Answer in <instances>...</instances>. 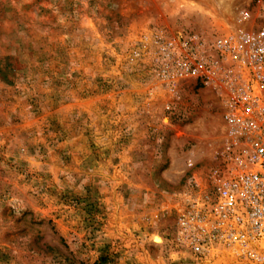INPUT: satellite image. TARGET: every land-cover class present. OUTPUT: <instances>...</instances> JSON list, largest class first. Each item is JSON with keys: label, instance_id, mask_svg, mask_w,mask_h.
<instances>
[{"label": "rangeland", "instance_id": "rangeland-1", "mask_svg": "<svg viewBox=\"0 0 264 264\" xmlns=\"http://www.w3.org/2000/svg\"><path fill=\"white\" fill-rule=\"evenodd\" d=\"M259 6L0 0V264H187L171 207L216 164L219 110L187 89L162 120L151 35Z\"/></svg>", "mask_w": 264, "mask_h": 264}, {"label": "built area", "instance_id": "built-area-1", "mask_svg": "<svg viewBox=\"0 0 264 264\" xmlns=\"http://www.w3.org/2000/svg\"><path fill=\"white\" fill-rule=\"evenodd\" d=\"M259 3L261 24L241 9L211 13L206 30L151 35L152 96L163 100L162 120L171 121L187 89L202 90L219 110L216 136L207 141L216 164L195 173L171 207V241L187 253V264H264V0Z\"/></svg>", "mask_w": 264, "mask_h": 264}, {"label": "bare ground", "instance_id": "bare-ground-1", "mask_svg": "<svg viewBox=\"0 0 264 264\" xmlns=\"http://www.w3.org/2000/svg\"><path fill=\"white\" fill-rule=\"evenodd\" d=\"M155 241L157 242L158 241V238H155Z\"/></svg>", "mask_w": 264, "mask_h": 264}]
</instances>
